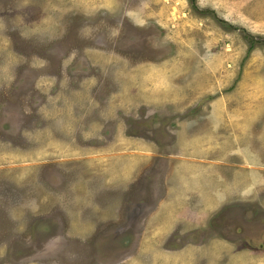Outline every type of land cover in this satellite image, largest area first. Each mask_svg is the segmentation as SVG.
<instances>
[{"label": "rangeland", "instance_id": "1", "mask_svg": "<svg viewBox=\"0 0 264 264\" xmlns=\"http://www.w3.org/2000/svg\"><path fill=\"white\" fill-rule=\"evenodd\" d=\"M55 63L65 69L60 83L48 75L36 78ZM38 106L42 118H36ZM74 110L89 121L84 149L89 164L79 165L85 157L71 156L72 149L57 137L60 123L76 129L81 113L76 117ZM41 119L48 123L44 128ZM174 126L180 129L171 150L184 149L180 162L186 180L180 187L174 179L169 190L182 196L179 204L191 202L184 204V214L166 205L161 217L153 218L147 229L152 239H146L140 254L130 251L131 264H201V253L215 247L216 257L205 258L206 264H229V241L211 236L175 254L167 235L181 222L178 215L184 217V233L204 223L219 203L264 202V197L259 200L264 186L259 190L253 182L257 172L248 171L250 182L244 183V193H236L241 188L229 185L234 168L224 164L229 157L239 159L244 147L238 149L237 141L252 145L264 136V0H0V264H118V256L103 249L112 245L105 232L117 226L107 220L111 213L118 215L120 199L113 193L123 192L141 173L124 171L130 157V166H136L131 155L144 153L138 164L145 158L139 170L146 171V153L168 147L165 128ZM106 128L116 132V142L106 144ZM197 129L194 137L191 131ZM136 130L153 135V141L137 138L132 146ZM96 142L105 147H91ZM198 149L208 161L192 160ZM41 164L47 171H39ZM52 164L68 170L66 180H76L77 202L85 205V213L91 206L98 217L96 227L91 220L85 229L90 234L103 226L100 239L82 234L78 220L85 215H78L80 209L72 210L75 217L70 214L68 186L50 175L56 173L49 171ZM215 191L223 201L210 204ZM197 195L201 222L194 224L190 217ZM54 224L58 235L49 237ZM234 243L243 247L234 245L230 264L253 259L264 264V251L247 259L246 243ZM147 252L152 261L142 257Z\"/></svg>", "mask_w": 264, "mask_h": 264}, {"label": "flooded vegetation", "instance_id": "2", "mask_svg": "<svg viewBox=\"0 0 264 264\" xmlns=\"http://www.w3.org/2000/svg\"><path fill=\"white\" fill-rule=\"evenodd\" d=\"M66 53V52H65ZM64 56L60 59H58V63L62 64ZM86 64V63H85ZM59 64L55 63L54 66H52V69H49L45 73H42L41 70L36 73V78H40L44 75H48L51 77H54L57 81V83H60V80H62L65 77V69L62 65V67L58 66ZM54 67V68H53ZM55 69V71H53ZM96 73H93L94 76ZM73 77L76 76H70V79L72 80ZM85 78V76H84ZM81 80H84L82 76L80 77ZM79 90L80 92H83ZM110 89L114 88H108L107 91H110ZM72 91V89H70ZM82 94V93H81ZM43 105V104H42ZM60 106V105H59ZM41 107H37L35 109L36 113V118L41 117V115L38 113V110ZM61 112H66L65 107L60 109ZM81 113V119L80 122L76 125V129L73 126L66 127V124L60 123L56 127V131L60 133V136H57L58 139L62 142L64 141L66 145H69V148L72 149L71 156L73 157H85L81 158L82 161H78V164L83 162L85 160L87 164H89L88 159H86L87 152L84 150L86 147L89 146V143H87L88 139L85 137V131L89 129L88 124L89 121H85L87 119V116H85L81 111L79 110H74V115L76 117H79ZM58 117H61L58 115ZM42 118V117H41ZM63 122V120H59ZM83 121V123H81ZM203 122V121H202ZM168 124V122H167ZM48 123L44 119H41L39 126L41 128L47 126ZM164 125V123H163ZM37 127V126H36ZM164 127V126H163ZM135 128L140 129L138 125L135 126ZM151 129V128H149ZM180 128L178 126H174V128L170 129L165 128L166 135L164 136L167 138L166 142L168 143V147L165 145V148H162L161 150H155L153 152L149 153V157L147 159V165H146V179L145 177H140L138 182L140 183L141 181L144 182L146 181L145 185L137 183V180L134 181V184H129V187L126 188L123 192L121 193H113L116 194L119 199L120 203L118 205V215L116 216L115 213H111L108 215L107 220L110 223H114L117 226L115 228L110 229L106 231L105 233H108L110 235V239L112 242L111 244H106L103 246L104 251L107 250L109 254H113L115 256H118L115 258V261L118 264H128L134 262V258H131V250L139 243L138 240H136V231L130 232V227L129 231H124V228L121 227L122 224L125 223H130L132 224L133 221L137 222L140 219V223H143L145 219H147L152 213L156 212L158 206L161 204V201L163 199V196L168 197L169 196V188L173 185L169 181L167 184V180L165 181V178H163L162 182V176H161V171H163L164 166H165V161H163V155L161 154H175L176 150H171L172 145H174L175 142H178L177 138V131ZM164 130V128H163ZM172 130V132H171ZM63 131H66L64 133ZM68 131V132H67ZM141 131V130H140ZM199 131V129H197ZM136 134L131 135L130 137L131 140L135 138V140L138 139H145L148 140L151 139L153 135H149L145 133L146 136L142 135L139 130H136ZM170 132V135L168 136V133ZM192 132V131H191ZM69 133H72L73 136L70 137ZM66 135V136H65ZM103 138H108L109 140L106 141V144L116 142V137L117 134L116 132H112L109 128H106L105 131L103 132L102 135ZM163 137V138H164ZM130 140V141H131ZM164 142V140L162 141ZM157 143V142H156ZM165 143V142H164ZM102 143H95L91 147H97L101 148ZM102 147H105V144L102 145ZM169 150V151H168ZM180 150V147L178 148ZM75 159H80V158H74ZM54 165V168H51L49 171H56V173H50L52 177H56V182H61L62 186L65 187L66 185L68 186L67 193L69 198L68 203L66 206L68 207L70 204H72L74 192H75V186L77 183H75L76 180H66L63 176L65 175V171L68 173V170L63 169L59 167L58 165L52 164L51 166ZM71 168V167H70ZM87 169H90L89 165H86ZM73 169V168H72ZM39 171H47V168H43L42 164L40 165ZM72 171V170H70ZM82 171V169H81ZM89 171V170H86ZM138 171H141L138 170ZM151 176H149L150 172ZM153 171H156V173H153ZM152 179L149 183L148 180ZM139 184V185H138ZM142 192V193H141ZM120 195V196H119ZM101 198H105L107 195H101ZM111 197V196H108ZM108 203L110 202V199L107 200ZM119 201V200H117ZM116 203V202H113ZM134 211L137 212L138 214L134 213V218L125 216L127 212L129 211ZM67 214V211H65ZM71 214V213H70ZM72 215V214H71ZM73 216V215H72ZM74 217V216H73ZM154 218V217H152ZM66 219L68 217L66 216ZM73 219V218H72ZM103 222V221H100ZM120 223V224H119ZM119 224V225H118ZM55 226H52L49 232H46L49 237L58 235V226L54 224ZM102 225V224H100ZM56 227V228H55ZM102 228V227H101ZM98 229L97 231L91 233L94 236H92V239L98 238L100 239L101 234L104 232L103 228ZM57 229V231H56ZM134 230L136 229V226L133 228ZM61 232L63 229H60ZM91 234L86 235L87 238H90L89 236ZM218 235L221 239L225 241H229V252H225V257L226 255L229 256V264L234 261V258L232 259V251L234 249L233 245H236V249H239L243 246L238 245L234 243L237 240H243L246 243V248L249 249V254L246 255V258L248 259L249 255L251 253H254L256 256L257 254H262L261 251H264V208L260 203L257 202H246V203H230L228 205H223L220 209L215 211L210 219V223L208 225V229L204 230L202 228H197V229H192L190 231H187L184 234L179 233V231H176L172 235V243L170 250L171 251H182L185 248V245L187 246L189 243H192L194 245L200 246L206 243L205 239H209L208 237H211L213 235ZM85 237V236H84ZM176 241H181V244H175ZM58 243V240H57ZM120 251H118V250ZM136 252L140 254L141 249L139 250L138 248L135 249ZM216 249H213L212 252L210 250H206L205 252L201 253L203 255L201 264H206L205 258L211 256L216 257ZM138 256V255H137ZM136 256V257H137ZM147 258L149 261H152V253L147 252L146 255H142V257ZM129 257V258H127ZM255 261L254 259L250 263L246 264H257L258 261ZM145 262V264H149L148 261H142ZM66 264H69L66 262ZM88 264V263H87ZM153 264V261L151 262ZM225 264V263H222Z\"/></svg>", "mask_w": 264, "mask_h": 264}, {"label": "crops", "instance_id": "3", "mask_svg": "<svg viewBox=\"0 0 264 264\" xmlns=\"http://www.w3.org/2000/svg\"><path fill=\"white\" fill-rule=\"evenodd\" d=\"M197 132L198 131H192V135L194 134V137L199 136L197 134ZM134 140L135 139H132L131 140L132 146H135L137 144L135 142L137 139L135 141ZM236 145H238V149L244 147L242 149L243 151L241 153L237 152L239 159L236 160V161H234L233 159H231L229 157V163L227 161H226V163H224L226 166H229V168H234V171H238V172H234L233 171V174L231 175V178H233V179H232V181L230 180L229 185H231V187H239V188H241V189H238V191H235L236 193H244L243 190H242V188H244L243 187L244 186V183L250 182V176H249L248 171H254V172H257L258 174L255 175L256 178L254 177L253 182L254 183H257V186H259V190H261V187L264 186V136L263 137H258V142H254V143H252V145L250 143H248V142H245L244 143V141L242 139H240L239 141H237ZM198 150H199V152L196 153L197 154V158L194 157V158H192V160L193 159L194 160L197 159L199 161H202V160H207L208 161L209 159L204 154V152L200 151V149H198ZM233 150H235L234 147H232V149L229 147V153L230 152L231 153H234ZM181 152H183V154H181ZM142 154L144 155L143 152H138V153L135 152L134 154H132L131 156H136L137 157L136 164H135L136 166H130L129 161L132 159V157H130V159H129L127 165H126V169L124 168V171H132V172L133 171H138L139 170V167H141L142 163L146 160L145 158H142V160H144V161H140V163L138 164V158H139L138 155L142 156ZM146 154H148L147 156H149V153H146ZM161 155H163L162 156L163 157V161H165L164 169H163V171H161V176H162L161 182H162L163 178H165V181L167 180L166 181L167 184H168L169 181L172 184L173 183V180L174 179H177L178 182H179V184H180V187H182L183 186L182 181H185L186 180V178L184 177V174H183V171L186 170V167H185V165L183 166L181 164V162H180V160L184 158V156H183L184 155V149L181 148L180 149V152H176L175 154H161ZM147 159H148V157H147ZM131 165H134V163L131 162ZM91 166H94V165L91 164ZM238 166L240 167V169H238ZM132 167H133V169H132ZM206 167H210V166L207 164ZM72 168H71V170H73ZM140 172H141L140 174L137 173L135 175L137 177L136 180L139 179L140 177H145V179H146V175H145V172L146 171H140ZM83 173H89V174L92 175V177H96V176L98 177L100 175L96 171H85ZM151 173H152V171L150 172L149 176H151ZM153 173H156V171H153ZM86 177L89 180H92V177L91 176H84V178H86ZM217 177L223 178L218 173H217ZM81 179H83V178H81ZM151 180L152 179L149 178L148 183ZM202 182L203 181L200 182L201 185H202ZM137 183H139L138 180H137ZM181 183H182V185H181ZM215 183L217 185L219 183V180L217 178H216V182ZM139 184L145 185L146 184V181H144V182L141 181ZM173 186H174V184L171 187H173ZM88 187L89 186L83 185L81 189L84 192H88L87 191L88 190ZM187 187H188V185L185 184L184 187L181 188V190H185ZM74 188L77 189L76 187H74ZM254 188H257V187H254ZM179 190H180V188H178V191ZM262 190L263 191H260L259 192L260 194L261 193L264 194V189H262ZM75 191H79V190L77 189ZM192 192H191L192 194H197L196 192H198V194H200V195L202 193L201 190H199V191L193 190ZM176 194H174L173 191L169 190V196L168 197L163 196V199L161 201V204L158 206L156 212H154V214L152 213L147 219H145V221L143 223H140V219H139L137 222L133 221L132 224H130L128 222V223H125V224H122L121 225V227L124 228V231H129V227H130V232H133L134 233L136 231L137 235H136V238L135 239L138 240L139 243L134 247L135 249L136 248H138L139 250L140 249H143V245H145L146 239H152V238H149V236H148V232H147L148 226L151 223V221L153 220L152 217H154V218L157 217V216H160L161 217V213H162V211H163V209H164V207L166 205L168 207H169V205H172L173 207H175L176 209H179V210L184 209V212H181L183 214L186 212L185 208L187 206H184V204L187 203V205L189 206L191 200L189 199L187 202L185 201L183 204H179V200H180V198H182V196H179V195H176ZM241 195H244L245 196V194H241ZM263 197H264V195L259 200L260 201L263 200ZM200 201H201L200 196L197 195V199L196 200H193V203H192L193 210L194 211H193V217H190V219H192V221H193L194 224H197V223L199 224V221L201 222L200 214H198V210L196 208L197 204ZM207 201L210 204H212L214 202H221L223 200L222 199H219V192L215 191V192H213V194H211V199H207ZM245 202H252V199H246ZM99 204H100V201H99ZM228 204H229V201L228 202H223L222 204L219 203L216 208H214L212 211H210V215L207 217V220L204 221V223H201V225H196V226L192 227L191 229H189L188 231H190L192 229H197V228H202V229L205 228L206 225H209L210 219H211L213 213L215 211H217L218 209H220L223 205H228ZM260 205H262V207L264 208V202L262 204L260 203ZM84 206H85L84 204H81V203L77 202V194L74 192V196H73V200H72V204H71V207L72 208L70 210V213L75 217V213H73L72 210L73 209H80V212H78V215L79 214L85 215V216H83L84 217L83 219H79L78 221H82L83 225L80 227V229H82V234L84 236H86V235L89 234L88 232L90 231V229L86 231L85 227L87 225H91L92 224L91 220H94L93 225L96 227V224L98 222V217H96V215L93 214V211L91 210V206H90V210L85 209V211H88L87 213H85L82 210V207H84ZM134 213L135 214H138L137 212H134V211L131 210V211L127 212V214H125V216L131 217V218L133 217L134 218ZM185 217H186V215H185ZM96 218H97V220H95ZM178 218L179 219L181 218V222H179L178 225L175 227V229L171 233H169V235H167V236H169V237H167V238H169V240L172 239V235L176 231H179V233H181V234H184V233L187 232L186 231V232L182 233V231H181V225L185 221L183 219L184 217L178 215ZM72 220H74V218ZM202 224H204V225H202ZM135 226H136V229L137 230H134L133 229ZM100 228H98V227L95 228L91 233L95 232V230L97 231ZM102 228H103V226H102ZM215 236L216 237H219L216 234L213 235L212 237H215ZM213 249H216V251H217V247H215ZM213 249H211V250H213ZM134 253H136V251ZM176 253L179 254L180 251H175V254ZM215 255H217V254H215ZM132 257L133 256H131V258ZM152 258H153V254H152ZM258 262L260 263V261H258Z\"/></svg>", "mask_w": 264, "mask_h": 264}]
</instances>
